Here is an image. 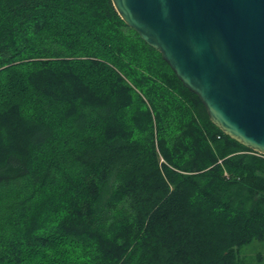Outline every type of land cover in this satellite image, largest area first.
Returning a JSON list of instances; mask_svg holds the SVG:
<instances>
[{
	"label": "trees",
	"instance_id": "16d2710c",
	"mask_svg": "<svg viewBox=\"0 0 264 264\" xmlns=\"http://www.w3.org/2000/svg\"><path fill=\"white\" fill-rule=\"evenodd\" d=\"M264 154L112 0H0V264H253Z\"/></svg>",
	"mask_w": 264,
	"mask_h": 264
},
{
	"label": "water",
	"instance_id": "95a60500",
	"mask_svg": "<svg viewBox=\"0 0 264 264\" xmlns=\"http://www.w3.org/2000/svg\"><path fill=\"white\" fill-rule=\"evenodd\" d=\"M112 1L211 121L264 154V0Z\"/></svg>",
	"mask_w": 264,
	"mask_h": 264
},
{
	"label": "rangeland",
	"instance_id": "374dc122",
	"mask_svg": "<svg viewBox=\"0 0 264 264\" xmlns=\"http://www.w3.org/2000/svg\"><path fill=\"white\" fill-rule=\"evenodd\" d=\"M240 256L253 264H264V240L245 245L240 250Z\"/></svg>",
	"mask_w": 264,
	"mask_h": 264
}]
</instances>
